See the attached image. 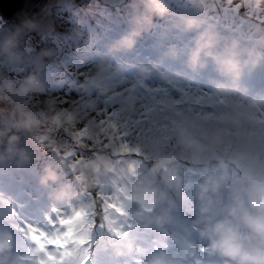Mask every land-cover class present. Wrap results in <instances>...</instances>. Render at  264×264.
<instances>
[{
  "label": "rangeland",
  "instance_id": "374dc122",
  "mask_svg": "<svg viewBox=\"0 0 264 264\" xmlns=\"http://www.w3.org/2000/svg\"><path fill=\"white\" fill-rule=\"evenodd\" d=\"M229 2L166 0L169 14L154 17L153 26L137 37L140 41L135 44L137 47L126 50L131 54L141 53L151 42V64L142 63L139 69L131 70L125 61L109 52V44L134 26L133 17L143 11L142 0H128L115 7L101 0H46L26 21L34 22L41 14L50 20L47 30L37 26L25 30V21L10 25L0 11V41L21 30L17 49L20 62L9 64L0 56V74L19 83L38 65H43V92L30 93L22 100L6 91L0 92V109H5V115L20 103L37 122L32 132L19 133L20 145L32 154L31 164L22 168L15 164L0 167L3 205L17 202L18 211L29 213L32 200H28L29 197L22 200L28 192L43 208L27 228L31 240L27 254L35 256L31 264H83L88 255L93 257L91 264L120 263L133 252L129 244H139L148 252L160 244V241L154 244L156 240H151L152 236L169 234V242H173V231L177 229L145 227L132 218L129 210L136 207L134 190L147 179L148 168L155 159L175 152L178 125L212 123L225 126L228 133L217 148V157L200 164L182 158L179 163L185 187L179 193L169 192L179 209L176 215L188 224L190 235L186 234L192 242L189 245H200L198 230L192 225L197 211L196 184L208 173L216 172L221 160L229 164L232 177L239 179L248 170L252 155L264 158V105L245 101L240 89L225 95L217 89L199 86L195 81L205 75L200 69L191 77H188L191 69L186 70V76L170 73L159 64L162 63L160 53H166V49L189 52L195 45L197 33H214L224 41L222 51H237L241 59H249V54L252 59L258 58L255 67L249 64L244 69L243 76L251 73L249 76H254L255 80L264 81V0ZM190 3L192 10L199 11L195 13L207 22L197 21L199 28L185 31L174 22L178 17L176 6ZM184 16L193 18L191 12ZM221 17L224 22L227 17L234 18L241 27L221 26ZM157 38L162 39L157 41ZM44 49H54L57 54L41 59L39 53ZM100 54L107 55L102 63L109 69L107 90L103 92L89 83L99 65L96 57ZM208 62L211 63L208 69L215 74L213 81L223 82L217 80L219 73L213 60L209 58ZM225 109L245 112L248 124L242 132L224 125L220 113ZM26 137L34 138L37 143H28ZM237 154L246 157L244 167L231 163ZM98 157L106 159L108 167L102 168L99 175L89 170L87 175L93 183L84 188L76 179L81 166ZM47 167L55 170L58 179L45 186L40 178ZM64 185L70 186L71 195L54 199L51 193ZM221 194L228 197V186L221 189ZM178 231L179 240L186 242L185 235ZM53 238H56L54 245ZM148 240L151 241L147 244ZM128 249H132L129 255ZM41 256H44L42 261ZM202 260L209 262L204 264H226L213 256L203 255ZM141 264H146V259Z\"/></svg>",
  "mask_w": 264,
  "mask_h": 264
},
{
  "label": "clouds",
  "instance_id": "9594fccd",
  "mask_svg": "<svg viewBox=\"0 0 264 264\" xmlns=\"http://www.w3.org/2000/svg\"><path fill=\"white\" fill-rule=\"evenodd\" d=\"M142 4L143 11L133 17L134 26L113 43L110 51L131 50L137 43V37L153 26L154 17L163 18L170 12L166 0H142ZM24 27L31 30L36 25L32 21H25ZM196 28H199V24L194 18L186 19L185 31ZM20 31L17 29L16 33L0 41V56L9 64L20 62V54L17 51ZM218 43L216 34L201 33L189 51L186 63L193 72H196L205 68L207 58H211L216 71L224 77V82H215L216 89L227 95L234 90L244 69L249 64L255 67L258 58L252 59L249 54V59H241L237 51L227 55L217 53L215 49ZM232 47H236L235 43ZM56 54L54 49H44L39 56L41 59L51 58ZM165 55L175 58L177 53L171 50ZM42 66V63L38 65L19 83L0 74V92L6 91L21 100L30 93L43 92L45 84L41 79ZM108 71L106 65L102 63L97 65L89 83L101 92L106 91ZM220 119L224 125L240 132L248 124L243 110H222ZM36 127L35 118L24 110L22 104L17 103L7 115L5 109H0V167L15 164L17 168H22L31 164L32 154L20 145L19 133H30ZM227 135L225 126L212 123L178 125L175 152L163 154L155 159L148 168L147 179L134 190L133 200L136 207L129 210L132 218L145 227L155 226L161 230L173 228L190 235L187 222L176 215L179 211L178 206L169 196L170 191L179 193L182 187H185L179 161L183 158L200 164L210 158H216L217 148L224 143ZM245 162L246 157L243 154H237L231 161L236 167H244ZM81 167L82 171L76 179L82 187L88 188L92 186L93 181L87 172L90 170L99 175L102 168L108 167V161L98 157L84 162ZM57 179L55 170L47 167L40 178V183L47 186L49 181L55 183ZM225 186L229 188L226 200L221 194V189ZM51 195L57 200L64 199L71 195L70 186L64 185ZM195 196L197 211L192 225L198 230L199 239L207 243V250L211 256L218 257L226 264H264V158L261 155L251 156L248 170L239 179L232 177L228 163L219 161L217 171L208 173L202 182L196 184ZM177 242L195 255L187 242H181L179 239ZM12 247L11 233L0 231V254L11 251ZM128 247L131 248V244ZM146 264H175V260L169 253L159 251L150 254Z\"/></svg>",
  "mask_w": 264,
  "mask_h": 264
},
{
  "label": "trees",
  "instance_id": "16d2710c",
  "mask_svg": "<svg viewBox=\"0 0 264 264\" xmlns=\"http://www.w3.org/2000/svg\"><path fill=\"white\" fill-rule=\"evenodd\" d=\"M230 2L228 4H232L234 3L236 0H229ZM189 7L191 8V11L189 10ZM193 5L190 3L189 6L188 5H182V6H176V10L178 17L174 18V22L178 24H180L181 27L184 28V21H186V19L191 18V17H185L184 14L185 13H190L193 16V18L196 21H200V22H207L206 19L204 17H200L199 15H197V13L195 12H199V11H193ZM194 13V14H192ZM180 14V15H179ZM64 16V15H63ZM220 24L221 26H230L232 29L234 28H239L241 27L239 25V22H237L234 18L231 17H227V21L224 19L223 17L220 18ZM238 23V24H237ZM225 37V35H224ZM220 42L217 44V47L215 49V51L217 53H225V55H227L228 53H230V50H225L222 51L221 48L223 47V40H219ZM138 43H140L139 40H137ZM143 44L146 45V41L143 39L142 40ZM114 42L109 44V52L113 53L118 59L121 58L123 61H125L130 70L131 69H139L141 66L143 65H150L151 63L149 62V58L152 57L151 56V50L150 47L151 46V42H150V47L147 50H143L141 49V53H127L126 49H122L119 51H110L111 46L113 45ZM137 47V46H134ZM147 48V47H144ZM162 50V49H161ZM160 51V50H157ZM171 50L170 49H166L165 52L169 53ZM221 51V52H220ZM161 52V51H160ZM158 55L159 53L156 52ZM166 53H160L161 56V60L160 62H162L161 64L166 63L165 61L168 60L169 57H172L170 55H165ZM177 53V56L175 58H173L171 61L174 60H179V63L181 65H183L184 68H189L187 66V56L189 52H181V53ZM186 55V56H185ZM107 57V55L105 54L104 56H97L96 58H98L99 60H97V64H101L102 61H104V59ZM110 59H112V56L109 57ZM211 59V58H210ZM209 58H207V62H206V67L203 69H200L205 75L203 80H201V83H213V78L210 77V75L213 73L211 72L209 68V66L211 65L210 62H208ZM212 60V59H211ZM169 61V60H168ZM143 63V65H142ZM102 64H105V62H103ZM167 64V63H166ZM214 68L215 64H214ZM190 69V68H189ZM246 74V73H245ZM251 73H247V75H249ZM262 79L264 80V72H263V76ZM249 84H243L240 85L238 82L237 84L234 86L235 90L236 89H246L243 86H247ZM231 86V85H230ZM259 88H263L264 89V84L263 83H258L256 84L255 88L253 89H246L248 92L252 93V91L254 89H259ZM2 187V186H1ZM16 191H13V193H15ZM27 192V191H25ZM29 197L28 200H32L31 204L28 206L29 207V213L27 212H23L21 210H17V207H19L20 205L17 204V202H13V203H8L7 205H3V200L0 199V215H3V219L2 222H0V231H9V230H14L15 234L12 236L13 237V247L12 250L9 252H6L5 255L8 257L7 260H0V264H13V261H15L17 255H21L23 254V251L27 250V246H26V238L24 237V234L22 232H20L21 228L25 227V223L24 221H29V222H34L36 221V216L37 214L39 215V213L43 212V208L41 206H39L37 204V202L34 200V196L33 195H27L22 199V200H26ZM225 200L227 198H224ZM5 203V202H4ZM26 209V208H23ZM36 214V215H33ZM196 218H193L192 220L194 221ZM178 230H174L173 231V242H169L170 241V237H167L169 234H161L157 237L152 236L151 240H156V242L154 244H157L158 241H160V244L158 245H154L157 249L155 250H151L149 249L148 252L145 251L144 247H140L139 244H134V246L131 244V246L133 247V252L131 254L132 249H129L130 253H127L128 255L131 254L125 262H120V263H113L111 262L110 264H141V262H144V259H147V257L154 253V252H158V251H165L167 253H169L170 251L168 250L171 249L172 250V255L174 256V260H175V264H204V263H209V262H205V260H202V256L206 255L210 258H212V256L208 253L207 250V243L204 241H201L199 239L200 245L198 244L197 246H193L191 245V250L193 252H195V255H192L191 252L185 250L180 243L177 242V240L179 238H181L178 235ZM183 233V232H182ZM185 235V239L186 242L188 244H192L191 240L189 239V237L187 236L186 233H183ZM12 235V234H11ZM167 237V238H165ZM148 240L147 244L151 241ZM163 241H166V243H163ZM141 242V241H140ZM184 242V241H181ZM158 250V251H157ZM181 252H188L187 255H183V253ZM135 257H134V256ZM43 257V256H41ZM144 257V259L142 258ZM216 259V258H214Z\"/></svg>",
  "mask_w": 264,
  "mask_h": 264
},
{
  "label": "water",
  "instance_id": "95a60500",
  "mask_svg": "<svg viewBox=\"0 0 264 264\" xmlns=\"http://www.w3.org/2000/svg\"><path fill=\"white\" fill-rule=\"evenodd\" d=\"M46 0H0V11L11 24L22 23L45 3ZM128 0H101L111 7L120 6Z\"/></svg>",
  "mask_w": 264,
  "mask_h": 264
},
{
  "label": "bare ground",
  "instance_id": "6f19581e",
  "mask_svg": "<svg viewBox=\"0 0 264 264\" xmlns=\"http://www.w3.org/2000/svg\"><path fill=\"white\" fill-rule=\"evenodd\" d=\"M41 14H38V16L34 19V24L37 26V27H40V28H43V30H47L49 27V25H50V20H48V19H46L45 17H42V16H40ZM10 25H11V23H9ZM19 24V23H18ZM18 28H19V26H17ZM24 29L25 30H30V29H28V28H25L24 27ZM198 33L196 34V37H198ZM156 37H158V35H156ZM162 38H157L156 40L158 41V40H161ZM154 42H156L155 41V39L153 40ZM158 43V42H157ZM174 50H176V49H174ZM183 50V49H182ZM155 59H157V57H155ZM167 64H169V65H171V67L172 68H175V67H180V68H183V65H181L180 63H179V60H174V61H168V60H166L165 61ZM167 66L168 65H166V64H163V67H165V68H167ZM193 71L191 70V72H190V74H189V76L188 77H191L192 75H193ZM257 74H260V73H257ZM262 80H255V77L254 76H249V75H247V76H241V78H240V80L238 81V83L240 84V85H243V84H249V85H247V86H243V87H245L246 89H253V88H255V86H256V84H258L259 82H261ZM198 83H201V80H199V82ZM26 140L28 141V143H30V144H32V145H35L37 142H36V140L34 139V138H31V137H26ZM127 252H129V249H128V251Z\"/></svg>",
  "mask_w": 264,
  "mask_h": 264
},
{
  "label": "snow or ice",
  "instance_id": "6c2138e0",
  "mask_svg": "<svg viewBox=\"0 0 264 264\" xmlns=\"http://www.w3.org/2000/svg\"><path fill=\"white\" fill-rule=\"evenodd\" d=\"M55 239L56 238H53V245L55 244ZM93 257L91 255H88L85 260L83 261V264H91V261H92Z\"/></svg>",
  "mask_w": 264,
  "mask_h": 264
}]
</instances>
